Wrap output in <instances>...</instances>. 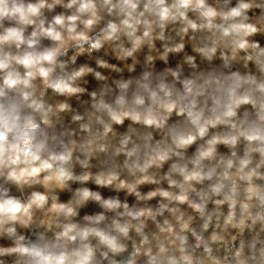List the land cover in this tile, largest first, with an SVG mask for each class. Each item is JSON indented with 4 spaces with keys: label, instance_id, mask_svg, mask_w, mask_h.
<instances>
[{
    "label": "clouds",
    "instance_id": "obj_1",
    "mask_svg": "<svg viewBox=\"0 0 264 264\" xmlns=\"http://www.w3.org/2000/svg\"><path fill=\"white\" fill-rule=\"evenodd\" d=\"M0 264H264V0H0Z\"/></svg>",
    "mask_w": 264,
    "mask_h": 264
}]
</instances>
